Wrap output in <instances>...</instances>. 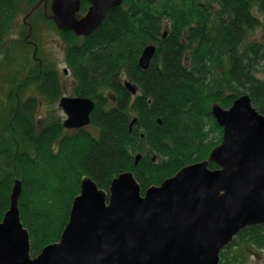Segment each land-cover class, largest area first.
<instances>
[{
	"label": "trees",
	"instance_id": "1",
	"mask_svg": "<svg viewBox=\"0 0 264 264\" xmlns=\"http://www.w3.org/2000/svg\"><path fill=\"white\" fill-rule=\"evenodd\" d=\"M24 2L34 0H0V45ZM89 5L82 0V9ZM254 9L264 16V0H124L91 35L62 31L75 91L96 101L90 126L67 130L62 120L40 126L37 99L14 105L12 91L7 101L0 97V220L20 180L21 218L33 256L60 239L85 178L109 190L116 177L132 171L145 192L185 166L209 160L223 141L213 105L229 108L237 99L227 89L241 88L264 114V79L256 74H264V43L248 42L264 27ZM150 44L158 49L145 70L139 60ZM52 77L50 70L42 76L40 90L48 96L61 93ZM125 80L140 92L131 94ZM249 248L264 257V224L241 230L220 264H243Z\"/></svg>",
	"mask_w": 264,
	"mask_h": 264
},
{
	"label": "water",
	"instance_id": "2",
	"mask_svg": "<svg viewBox=\"0 0 264 264\" xmlns=\"http://www.w3.org/2000/svg\"><path fill=\"white\" fill-rule=\"evenodd\" d=\"M89 1L80 16L82 0H53L57 27L89 36L124 2ZM157 49L156 44L145 48L141 68H150ZM126 86L133 94L139 91L131 81ZM60 105L68 115L65 126L81 128L91 123L96 103L63 97ZM213 114L224 136L209 160L187 165L145 192L131 171L115 178L109 191L85 179L61 243L47 245L37 256L22 222L23 186L17 181L0 221V264H220L222 251L241 230L264 224V114L249 94L230 108L215 104ZM211 161L219 167L212 169Z\"/></svg>",
	"mask_w": 264,
	"mask_h": 264
},
{
	"label": "rangeland",
	"instance_id": "3",
	"mask_svg": "<svg viewBox=\"0 0 264 264\" xmlns=\"http://www.w3.org/2000/svg\"><path fill=\"white\" fill-rule=\"evenodd\" d=\"M52 2L53 0L24 2L11 33L0 45V97H5L7 101L6 96L12 91L13 96L9 101L14 105L17 101L37 99L39 104L35 116L40 126L54 120H62L64 124L67 115L60 106V100L64 95H73L76 84L67 63L68 42L53 19ZM87 10L88 8L82 9L81 14L86 13ZM254 13L264 21V16L257 9H254ZM254 41L264 43V27L250 34L248 42ZM65 69L69 72L65 73ZM223 69L222 67L217 69L219 79H223ZM48 70L54 71L55 77H52V81L61 80L56 84L57 87L61 85V93L49 92L50 96H48L41 92L42 76ZM256 74L264 79L263 73L256 72ZM57 76L58 78L55 79ZM227 91L237 98L248 94L242 93L241 88L232 91L227 89ZM105 93L107 96L110 94L109 91ZM256 254L258 252L254 250L253 254L245 252L243 264H263L264 257Z\"/></svg>",
	"mask_w": 264,
	"mask_h": 264
},
{
	"label": "flooded vegetation",
	"instance_id": "4",
	"mask_svg": "<svg viewBox=\"0 0 264 264\" xmlns=\"http://www.w3.org/2000/svg\"><path fill=\"white\" fill-rule=\"evenodd\" d=\"M64 72L67 73V72H69V70H68V69H65ZM59 82H61L60 79H59ZM75 83H76V82H75ZM124 84L126 85V83H124ZM135 84H136V83H135ZM136 85H137V84H136ZM75 87H76V84H75ZM138 87H139V86H138ZM139 88H140V87H139ZM140 90H141V89H140ZM63 97H85V96H79V95H77V93H76V91H75V89H74V93H73V95H70V96H69V95H64ZM63 97H62V98H63ZM89 98H90V97H89ZM113 99L115 100L116 98H113ZM63 110H64V112H65V109H64V108H63ZM65 113H66V112H65ZM66 115H67V114H66ZM67 118H68V115H67ZM66 120H67V119H65V121H66ZM65 121H64V122H65ZM76 129H77V128H75V129L72 128V129H67V130H76Z\"/></svg>",
	"mask_w": 264,
	"mask_h": 264
},
{
	"label": "bare ground",
	"instance_id": "5",
	"mask_svg": "<svg viewBox=\"0 0 264 264\" xmlns=\"http://www.w3.org/2000/svg\"><path fill=\"white\" fill-rule=\"evenodd\" d=\"M223 136H224V132H223ZM197 163H198V162H197ZM193 164H195V163H193ZM67 225H68V224H67ZM67 225H66V227H67ZM66 227H65V228H66ZM65 230H66V229H64V231H63V233H62V235H61V237H60V239H59L58 241L53 242V243H50V244H60L61 241H62L63 235H64V233H65ZM30 241H31V237H30ZM31 247H32V243H31ZM31 254H32V250H31Z\"/></svg>",
	"mask_w": 264,
	"mask_h": 264
}]
</instances>
